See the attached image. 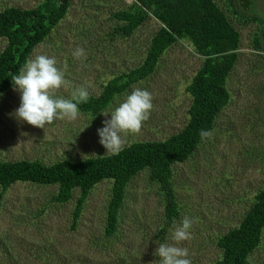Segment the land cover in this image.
Masks as SVG:
<instances>
[{"label":"rangeland","instance_id":"1","mask_svg":"<svg viewBox=\"0 0 264 264\" xmlns=\"http://www.w3.org/2000/svg\"><path fill=\"white\" fill-rule=\"evenodd\" d=\"M214 1L240 32L241 45L227 79L230 101L218 115L212 137L203 139L185 162L173 166L179 216L167 219L165 194L148 169L128 183L112 241L104 236L112 181H101L91 189L75 229L80 189L61 203L54 201L56 186L17 181L3 192L0 185V264H158L160 258L154 255L158 243L186 247L191 264H215L221 254L216 239L239 225L264 188V0ZM41 2L0 0V11L32 9ZM134 3L71 0L60 25L30 54V58L54 56L65 72L68 83L56 96L70 99L79 87L98 96L112 78L143 64L163 22L151 12L135 31L123 33L119 27L125 21L116 15L129 13ZM7 43L0 37V54ZM78 47L85 50L86 59L73 57ZM204 61L190 39L178 38L152 74L115 95L105 111L118 106L135 87L153 97L150 118L138 133L126 136L125 146L166 140L186 126L192 104L187 87ZM20 95L14 85L0 93V160L52 164L108 155L97 130L110 114L79 110L76 120H55L41 129L15 117ZM184 217L192 221L191 238L177 244L173 226ZM164 227L168 230L160 239ZM249 259L264 264V229Z\"/></svg>","mask_w":264,"mask_h":264},{"label":"trees","instance_id":"2","mask_svg":"<svg viewBox=\"0 0 264 264\" xmlns=\"http://www.w3.org/2000/svg\"><path fill=\"white\" fill-rule=\"evenodd\" d=\"M71 0H42L32 9L10 7L0 11V37L7 45L0 54V93L13 85L11 77L30 58L31 52L44 42L60 25L70 7ZM163 22L155 35L150 51L139 67L117 75L98 96L89 95L79 110L98 115L110 107L117 93L144 80L155 70L159 59L177 42L187 37L196 51L205 56L204 65L187 87L192 96L189 120L186 126L166 140L136 141L118 154L74 160L66 158L52 164L40 160H0V185L5 192L10 185L31 182L56 186L54 201L65 203L72 198L74 189L81 190L73 217L77 227L91 189L101 181L113 183L104 236L112 241L119 229V212L130 180L148 169L152 179L160 184L166 197V216L174 220L179 216L172 180L173 166L185 162L202 142L200 130L212 131L216 119L230 101L227 79L239 56L240 32L214 0H135L129 13L116 16L125 21L119 28L123 33L135 31L149 13ZM3 193L0 194V206ZM264 229V188L261 189L250 210L239 225L216 239L221 254L215 264H252L249 257L261 243ZM168 228L158 233L165 238Z\"/></svg>","mask_w":264,"mask_h":264},{"label":"clouds","instance_id":"3","mask_svg":"<svg viewBox=\"0 0 264 264\" xmlns=\"http://www.w3.org/2000/svg\"><path fill=\"white\" fill-rule=\"evenodd\" d=\"M72 55L76 59H86L83 48H76ZM14 90L20 92V105L15 110L19 121L44 129L55 120H76L79 107L89 99L86 87H79L71 94V98L56 96V92L67 85L65 72L57 66L54 56L38 54L28 58L19 69V73L11 77ZM152 94L139 87L133 88L130 94L110 111L102 112L110 119L103 121L99 128V142L107 149L106 154H118L126 144L128 134L138 133L145 121L150 118L153 109ZM201 139L210 138L213 132L200 130ZM192 221L184 217L180 224H175L172 239L178 244L191 238ZM158 256V264H191L189 250L167 243H158L154 252Z\"/></svg>","mask_w":264,"mask_h":264}]
</instances>
